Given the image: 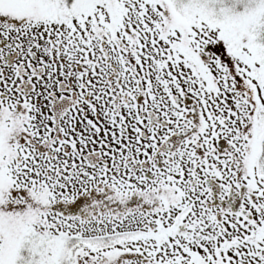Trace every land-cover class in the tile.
<instances>
[{
	"label": "snow or ice",
	"instance_id": "1",
	"mask_svg": "<svg viewBox=\"0 0 264 264\" xmlns=\"http://www.w3.org/2000/svg\"><path fill=\"white\" fill-rule=\"evenodd\" d=\"M0 264H264V0H0Z\"/></svg>",
	"mask_w": 264,
	"mask_h": 264
}]
</instances>
